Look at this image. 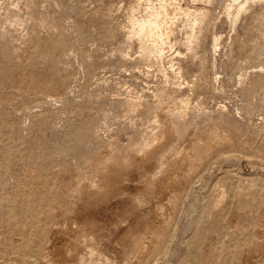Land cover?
I'll use <instances>...</instances> for the list:
<instances>
[{"label": "rangeland", "instance_id": "rangeland-1", "mask_svg": "<svg viewBox=\"0 0 264 264\" xmlns=\"http://www.w3.org/2000/svg\"><path fill=\"white\" fill-rule=\"evenodd\" d=\"M161 125L169 166L72 191L105 154L148 152ZM157 205L161 235L134 253ZM80 222L68 260L54 257ZM47 257L264 264V0H0V264Z\"/></svg>", "mask_w": 264, "mask_h": 264}, {"label": "bare ground", "instance_id": "bare-ground-1", "mask_svg": "<svg viewBox=\"0 0 264 264\" xmlns=\"http://www.w3.org/2000/svg\"><path fill=\"white\" fill-rule=\"evenodd\" d=\"M150 21V20H149ZM149 21H147V22H149ZM142 24V23H141ZM144 25H145V23H143ZM159 115V114H158ZM158 120V119H157ZM162 120V119H161ZM161 120H158V121H161ZM167 122V121H166ZM162 123H163V121H162ZM165 123V122H164ZM170 124V123H169ZM164 125H166V124H164ZM161 126H163V125H161ZM161 132L159 133V135H157L155 138H153L154 139V142H153V144H152V148L147 152L146 151V153H142V154H120V156H118L115 160H112L113 162H111L110 161V159H109V156H106L107 154H105V157L104 158H102L100 161H98L97 162V164L94 166V169H93V175H94V177H93V179H91L90 180V182H88V184H86V183H84V182H79L77 185H75V187H74V189L72 190V191H74V190H76V189H79L80 191L81 190H85V191H89V192H91L89 189H93L94 188V190H96V193L98 194H101L102 192H106L107 191V189L109 188V186L112 184V181L114 180V178H117V174H119L121 171L123 172V170H126V169H129L131 166H133L135 163L136 164H140V163H143L144 164V162H146L147 160H149V159H152L153 158V160L155 159V163H156V165L158 166V167H161V168H163L164 169V167H165V165L166 166H169L168 164H166L167 162L166 161H164V159H163V161H161L160 159H157L156 157L158 156V157H160V152H159V150L160 149H162V150H164V149H167L165 146H167V145H165L162 141H164V140H162V141H160L161 139H166V135H168L169 133H170V131L166 128V127H164L163 126V128H161V130H160ZM171 131L174 133V129L173 128H171ZM152 135V134H151ZM219 136L217 135V134H212L211 136H207L206 138H200V139H198L197 141H195L193 144H192V146H191V148H190V152H188V153H186V155L184 156V159H188L190 156H193V154L197 151V149H199V148H204L205 150H210L216 143L215 142H217V140H219ZM151 139V138H150ZM160 142H162V143H160ZM167 143V142H166ZM168 144V143H167ZM169 145V144H168ZM165 147V148H164ZM168 147V146H167ZM172 151V150H171ZM158 152V154H156ZM166 152H167V150H166ZM120 153V152H119ZM118 153V154H119ZM168 153V152H167ZM172 152H170V154H171ZM162 154V153H161ZM165 155H164V153H163V157H164ZM114 157H116V156H114ZM166 158H167V155H166ZM167 160V159H166ZM151 162V161H150ZM153 162V161H152ZM179 162H180V160L179 159H175V161H172V160H170V161H168V163H170L171 165L173 164V165H175V164H179ZM146 164V163H145ZM141 165V164H140ZM132 168V167H131ZM165 171V170H164ZM121 172V173H122ZM75 174L73 175V178H75V179H77V178H79L80 177V172L78 171H76V172H74ZM166 174V173H165ZM164 174V175H165ZM148 176V175H147ZM155 180V179H154ZM166 180H168V177H164L163 178V182H161V183H164V182H166ZM74 181V180H73ZM153 181V180H152ZM162 181V180H161ZM155 182H156V180H155ZM159 182V181H158ZM75 184V183H74ZM153 184V183H152ZM155 184V183H154ZM156 184H157V182H156ZM164 185V188H166V186L165 185H167V186H169V188L171 189L172 187H170L171 185H173L172 183H170L169 184V182L167 181L166 182V184H162V186ZM87 188V189H86ZM89 188V189H88ZM150 188V187H149ZM158 190V189H157ZM178 190V189H177ZM87 191V192H88ZM148 191H150V194H152L153 192L155 193V191L156 190H154V189H149ZM167 191V190H166ZM169 191V190H168ZM175 191H176V189H175ZM81 192H83V191H81ZM86 192V193H87ZM178 192V191H177ZM85 193V192H84ZM93 193V192H92ZM107 193V192H106ZM158 193V192H157ZM73 194V193H72ZM76 194V193H75ZM80 194V193H79ZM88 194V193H87ZM91 194V193H90ZM94 194H95V191H94ZM103 194V193H102ZM82 195V194H81ZM105 195V194H104ZM148 195H149V193H148ZM89 196V195H88ZM101 196V195H100ZM135 196V195H134ZM143 196V195H142ZM173 196V195H172ZM79 197V196H78ZM87 197V196H86ZM89 197H91V196H89ZM93 197H96V196H93ZM146 197H148V196H146ZM72 198V197H71ZM80 198V197H79ZM97 198V197H96ZM100 198V197H99ZM102 198V197H101ZM104 198V197H103ZM102 198V199H103ZM134 198V197H133ZM171 198H173V197H171ZM76 199H77V197H76ZM83 199V198H82ZM88 199V198H87ZM95 199V198H94ZM101 199V200H102ZM144 199H146V198H144ZM144 199H143V197H138L137 199H133V201L135 202L136 201V203H135V207L136 208H139V206H140V201H143L144 202ZM79 200V199H78ZM81 200V199H80ZM86 200V199H85ZM89 200H91V199H89ZM101 200H100V202H101ZM147 200H149V199H147ZM77 201V200H76ZM82 202V201H81ZM142 202V203H143ZM147 202V201H146ZM85 203V202H84ZM105 203V202H104ZM131 203V202H130ZM76 204V203H75ZM79 204V203H78ZM77 204V205H78ZM144 204V203H143ZM143 204H141V205H143ZM157 204V203H156ZM79 205H81V204H79ZM83 205V204H82ZM85 205V204H84ZM148 205V204H147ZM162 205V204H161ZM164 206V205H163ZM163 206H160V205H157V206H155L154 207V209L152 210L153 211V214H154V220L151 222V224L150 225H148V228H147V234H145L140 240H137L135 243H134V245H133V247L136 249L135 250V252L134 253H142V254H144L145 252H148V251H151V249L150 250H147L146 249V241H145V239L146 238H149V244H153V243H157V241H158V239H159V237H160V235H161V229H155V227H157V225L159 224V223H163V221L165 220L164 219V213H163V210H162V207ZM88 207V206H87ZM164 208V207H163ZM84 209H85V207H84ZM83 210V209H82ZM82 212V211H81ZM152 214V215H153ZM153 217V216H152ZM122 218V217H121ZM73 219V218H72ZM88 218H86V220H87ZM78 221V220H77ZM76 221V222H77ZM122 221V220H121ZM96 222V221H95ZM75 223V222H74ZM84 223H86V222H84ZM83 222H80V223H78V224H80L79 226H78V224H77V227L76 228H78L79 229V231H77L78 233H76L77 235H78V237H75V242H68L67 240H66V238L65 239H62L63 240V242H62V244H61V246L63 247V253L60 251V252H58V254H56V255H54V257L55 256H59V255H62L61 257L62 258H64V257H66L67 258V260H68V258L69 257H67L66 256V253L69 251V250H71L74 246H76L77 245V241L79 240V239H81V238H83V237H85V230L86 229H84L83 227H84V224ZM88 223V222H87ZM94 223V222H93ZM93 223H91V224H93ZM111 223V222H110ZM91 224H90V227H91ZM96 224V223H95ZM94 224V225H95ZM74 225V224H73ZM100 225V224H99ZM101 225H104V224H102L101 223ZM60 226V225H59ZM65 226V225H64ZM87 226V225H86ZM85 226V227H86ZM93 226V225H92ZM111 226H113V225H111ZM116 226V225H115ZM119 226V225H118ZM118 226H117V229H118ZM94 227V226H93ZM100 227V226H99ZM121 227V226H120ZM95 228H97V227H94L93 229H95ZM65 229V228H64ZM100 229H101V227H100ZM105 229V228H104ZM107 229V228H106ZM120 229V228H119ZM66 230V229H65ZM90 230V229H89ZM88 230V231H89ZM94 231H96V232H98V234H101V233H99V232H102V231H99L98 229L97 230H92L91 232H89V233H91V236H92V234L94 235ZM119 231V230H118ZM93 232V233H92ZM121 234H125L126 233V228L125 229H123V228H121ZM56 233H58V231H56ZM68 233V232H67ZM74 233V232H73ZM89 233H88V236H89ZM129 233V232H128ZM60 234V233H59ZM58 234V235H59ZM65 234V233H64ZM70 234V233H69ZM118 234V233H117ZM61 235V234H60ZM75 235V234H74ZM103 235V234H102ZM126 235V234H125ZM124 235V236H125ZM76 236V235H75ZM88 236H86V237H88ZM97 236V235H96ZM98 236H100V235H98ZM101 238H103L102 236H100ZM99 237V238H100ZM63 238V237H62ZM74 238V237H73ZM92 238V237H91ZM90 238V239H91ZM120 238H121V236H120ZM122 238H123V236H122ZM97 240V239H96ZM95 240V241H96ZM100 240V239H99ZM121 240V239H120ZM124 240V239H123ZM94 241V242H95ZM102 242H103V240H101ZM125 242H126V240H124ZM98 243H99V241H97ZM101 242V243H102ZM93 243V242H92ZM98 243H96V245L98 244ZM122 243H124V242H122ZM121 243V244H122ZM95 245V246H96ZM101 245V244H100ZM100 245H98L99 247H100ZM125 245V244H124ZM97 246V247H98ZM103 246V245H102ZM105 246V245H104ZM126 246V245H125ZM93 247H94V245H93ZM92 247V248H93ZM98 247V249H100ZM155 247V246H154ZM96 248V247H95ZM102 248V247H101ZM105 248V247H104ZM104 248H102V249H104ZM123 248V247H122ZM126 248V247H125ZM106 249V248H105ZM104 249V250H105ZM108 249H106V251H107ZM122 250V249H121ZM100 252H103V251H100ZM123 253L124 252H122V255H123ZM45 254H48V256L50 255V254H52V252L51 251H49V252H46ZM103 254V253H102ZM258 255V254H257ZM53 257V258H54ZM47 258H50L51 259V261H50V263L51 262H53L54 264H60L59 262H57V261H55V260H53L51 257H47ZM60 260H61V258H60ZM59 260V261H60ZM48 261V260H47ZM124 262V261H123ZM52 263V264H53ZM125 264V263H124ZM127 264H136V263H134V262H128Z\"/></svg>", "mask_w": 264, "mask_h": 264}]
</instances>
